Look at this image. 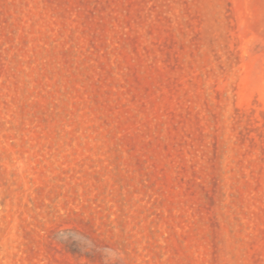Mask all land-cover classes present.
Wrapping results in <instances>:
<instances>
[{"label": "rangeland", "instance_id": "374dc122", "mask_svg": "<svg viewBox=\"0 0 264 264\" xmlns=\"http://www.w3.org/2000/svg\"><path fill=\"white\" fill-rule=\"evenodd\" d=\"M0 264H264V0H0Z\"/></svg>", "mask_w": 264, "mask_h": 264}]
</instances>
